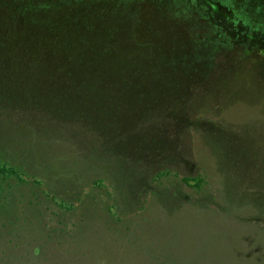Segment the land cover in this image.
Wrapping results in <instances>:
<instances>
[{
	"label": "rangeland",
	"instance_id": "obj_1",
	"mask_svg": "<svg viewBox=\"0 0 264 264\" xmlns=\"http://www.w3.org/2000/svg\"><path fill=\"white\" fill-rule=\"evenodd\" d=\"M23 2L123 43L72 123L0 110V264H264V0Z\"/></svg>",
	"mask_w": 264,
	"mask_h": 264
},
{
	"label": "trees",
	"instance_id": "obj_2",
	"mask_svg": "<svg viewBox=\"0 0 264 264\" xmlns=\"http://www.w3.org/2000/svg\"><path fill=\"white\" fill-rule=\"evenodd\" d=\"M116 31L110 20L68 17L23 0H0V110L42 117L56 112L61 121L67 115L72 123L70 116L85 112L80 97L90 85L84 80L104 77L109 38L123 43ZM130 35L125 38H135Z\"/></svg>",
	"mask_w": 264,
	"mask_h": 264
}]
</instances>
